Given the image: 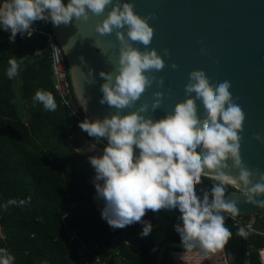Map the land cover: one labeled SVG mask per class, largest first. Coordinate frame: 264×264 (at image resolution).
I'll use <instances>...</instances> for the list:
<instances>
[{
    "label": "clouds",
    "instance_id": "clouds-1",
    "mask_svg": "<svg viewBox=\"0 0 264 264\" xmlns=\"http://www.w3.org/2000/svg\"><path fill=\"white\" fill-rule=\"evenodd\" d=\"M109 6L95 31L100 35L115 31L119 56L115 73H99L105 81L100 86L103 95L99 103L117 111L103 119H85L79 123L90 137L106 141L101 156L89 157L95 170V198L103 201L101 217L112 229L141 223L144 227L140 236L146 237L152 231L151 223L143 220L148 210L178 209L181 223L174 225V229L185 249H198L205 257L222 251L232 237L224 213L232 216L240 213L237 200L225 199L227 186L239 189L246 203L264 207V200L258 199L264 194V174H259L258 181L253 183L254 173L241 160L240 133L245 113L232 98L230 82L213 86L203 70H192L184 85L186 99L177 102L163 118L144 115L160 107L163 97L160 91L153 93L150 109L143 103L121 115L120 110L132 109L154 80L163 85V78L148 75L165 67L161 55L154 48H147L154 36L148 20L155 14L141 17L131 2L121 3V0H67V3L11 0L0 8V28L10 32L12 43L18 33L30 37L35 21L68 25L73 19L87 20L89 13L101 16ZM134 43L143 44L145 50L134 47ZM95 46L103 52L99 45ZM164 54L168 55L167 49ZM8 63L6 75L13 79L18 75L19 65L16 59ZM171 67L177 65L173 63ZM197 100L203 105L202 118L198 115ZM34 101L48 111L57 108L50 92L37 91ZM81 107L87 111L85 101ZM256 138L260 139L259 133ZM135 149L139 150L138 154ZM232 170L238 171V175L229 174ZM202 177H210L216 183L198 195L196 186L202 184ZM16 203L9 200L5 210ZM236 234L247 238L249 232L241 228ZM13 261L11 254L0 249V264H13Z\"/></svg>",
    "mask_w": 264,
    "mask_h": 264
},
{
    "label": "trees",
    "instance_id": "trees-1",
    "mask_svg": "<svg viewBox=\"0 0 264 264\" xmlns=\"http://www.w3.org/2000/svg\"><path fill=\"white\" fill-rule=\"evenodd\" d=\"M3 2L11 0H0V5ZM51 23L46 21L47 30ZM9 36V31L0 28V249L14 257L13 264H93L96 258L105 264H155L163 243L181 242L174 229L181 223L179 210H148L143 220L151 223L152 231L146 237L140 236L141 223L112 229L102 219L103 201L95 198V170L68 143L78 136L81 121L54 87L45 36L17 35L12 43ZM10 59L19 65L13 79L6 75ZM37 91L52 93L55 111L34 101ZM71 98L81 119H88L80 115L73 93ZM86 138L102 149L106 145L87 133ZM214 183L202 177L197 194L210 190ZM234 190L227 186L228 193ZM13 199L17 203L5 210L4 205ZM21 200L25 204L20 205ZM225 225L232 232L224 247L232 264H261L264 235L245 230L247 238L238 236L240 228L229 217ZM254 228L264 232V226L255 223ZM125 229L128 237L138 239L140 248L119 237ZM82 246L87 261H81ZM173 250L166 249L161 264H173L169 258Z\"/></svg>",
    "mask_w": 264,
    "mask_h": 264
},
{
    "label": "water",
    "instance_id": "water-1",
    "mask_svg": "<svg viewBox=\"0 0 264 264\" xmlns=\"http://www.w3.org/2000/svg\"><path fill=\"white\" fill-rule=\"evenodd\" d=\"M123 2H131L141 17L155 14L148 20L154 36L147 48H154L161 55L165 67L148 73L157 79L163 78V85L154 80L133 108L120 110V114L125 115L143 103H147L150 109L153 93L160 91L163 93L160 107L144 115L152 119L163 118L177 102L186 99L184 85L192 70H203L213 86L229 81L232 98L245 113L240 133L241 160L254 173L253 183L257 182L259 174H264V0H121ZM109 10L110 6L101 16L89 13L87 20L73 19L68 25L51 23L68 61L77 103L90 120L103 119L117 111L99 103L103 95L100 86L105 82L99 73H115L119 56L115 31L106 35L95 31L96 24ZM95 45H99L103 52ZM133 46L145 50L143 44L134 43ZM165 49L168 55L164 54ZM173 63L176 68L171 67ZM90 69L92 75H89ZM190 95L194 97L195 94ZM84 101L87 111L81 107ZM196 103L198 115L202 118L203 105L199 100ZM257 133L260 139L256 138ZM135 151L138 154L139 150ZM229 174L235 176L238 171L232 170ZM235 189L227 193L225 199L237 200L240 213L264 209L246 203V198L239 195V189ZM258 199L264 200V194ZM229 214L224 213L226 217ZM126 232L127 229L123 231L125 242L140 248L138 239L128 237ZM168 247L175 249L173 251H187L181 242H165L159 248L155 264H161Z\"/></svg>",
    "mask_w": 264,
    "mask_h": 264
},
{
    "label": "built area",
    "instance_id": "built-area-1",
    "mask_svg": "<svg viewBox=\"0 0 264 264\" xmlns=\"http://www.w3.org/2000/svg\"><path fill=\"white\" fill-rule=\"evenodd\" d=\"M45 23L46 21L42 20L40 24H34L32 35L34 33H38V34L45 36L46 45L49 50L50 68H51V73L53 77L54 87L59 93V95L61 96L64 105H66V107H68L72 111L71 113L76 114V117L79 118L80 121L82 122L83 120L81 119L79 114H77V109L75 108L73 109L74 106L72 107V104L70 103V101L72 100L71 98L72 93L74 97L75 95H74L72 83L70 80L69 65H68L67 58L63 52L61 45L56 39L52 26H51V30H47L45 28ZM17 35L29 37L26 33L24 35H21L18 33ZM71 89H72V92H71ZM247 216H248V213H239V215L237 216H232L231 214H229L227 217L231 218L234 224L237 225L240 229L243 228L247 231H255L257 233L264 235L262 231L256 230L254 228L256 219H249ZM84 248L85 246H82V249H80V252H79V253L84 252L83 255L80 254L81 261H87V258L85 256V253L87 250ZM94 248H96V246H94ZM259 254L264 264V260L262 258V255H264V248L259 250ZM95 262L97 264H105L104 262H101L97 258Z\"/></svg>",
    "mask_w": 264,
    "mask_h": 264
},
{
    "label": "rangeland",
    "instance_id": "rangeland-1",
    "mask_svg": "<svg viewBox=\"0 0 264 264\" xmlns=\"http://www.w3.org/2000/svg\"><path fill=\"white\" fill-rule=\"evenodd\" d=\"M0 8H3V6L1 5ZM78 107H79V105H78ZM79 109H80V111H79L80 115L84 114V112L82 111V109L80 107H79ZM25 113L27 114V111ZM84 115H86V114H84ZM85 117H87V116H85ZM82 120L84 121L85 118L82 117ZM68 141H69L68 142L69 145L72 147L74 144L72 143L71 140H68ZM77 143H78V145H75V147H78V148H76V149H78L79 153L85 157L86 161L89 164H90L89 157H92V156L98 157V156H101L103 153L102 148L98 147L95 144H92V142H90L86 138V132H84L83 130L79 131ZM89 168H91V167H89ZM247 217L249 219H256L255 223H256L257 227H263L264 226L263 225V223H264V209L259 210L257 212L248 213ZM258 229H260V228H258ZM263 234H264V232H263ZM1 235L2 234L0 233V236ZM120 238H122V239L124 238L123 232L121 233ZM193 251H195V252H193ZM80 254L83 255L84 252L80 253ZM201 254L202 253L198 249H193L191 251H189V250H187V251H173L170 253L169 258L173 262V264H198V263L199 264H232V258L227 252H225V250L219 251V254L217 257L214 254H212L211 256L209 255L207 257H205L203 254L202 255ZM94 264H97V263L94 262ZM261 264H263L262 261H261Z\"/></svg>",
    "mask_w": 264,
    "mask_h": 264
},
{
    "label": "crops",
    "instance_id": "crops-1",
    "mask_svg": "<svg viewBox=\"0 0 264 264\" xmlns=\"http://www.w3.org/2000/svg\"><path fill=\"white\" fill-rule=\"evenodd\" d=\"M5 4H7V3H6V2H3L1 5L4 7ZM1 5H0V6H1ZM1 9H3V8H1ZM71 141H72V143L74 144V145H73L74 147L72 146L73 149L77 152L78 149H76V148H78V147H75V145H78V143H77V142H78V136H76V137L74 136V137L71 139ZM92 144H93V143H92ZM77 153H79V151H78ZM79 154H80V153H79ZM80 155H81V154H80ZM82 156H83V155H82ZM83 157H84V156H83ZM84 158H85V157H84ZM85 160H86V159H85Z\"/></svg>",
    "mask_w": 264,
    "mask_h": 264
},
{
    "label": "bare ground",
    "instance_id": "bare-ground-1",
    "mask_svg": "<svg viewBox=\"0 0 264 264\" xmlns=\"http://www.w3.org/2000/svg\"><path fill=\"white\" fill-rule=\"evenodd\" d=\"M197 251V250H196ZM193 252H195V251H193ZM218 254H219V252H217V253H215L214 255L217 257L218 256ZM202 255V254H201ZM212 254H210V256H211ZM200 257V256H199ZM198 257V258H199ZM213 258V257H212ZM262 258H263V260H264V255H262ZM197 259V258H196ZM209 259V258H208ZM203 261V260H202ZM204 263V262H203ZM215 263V262H214ZM199 264V263H198Z\"/></svg>",
    "mask_w": 264,
    "mask_h": 264
}]
</instances>
